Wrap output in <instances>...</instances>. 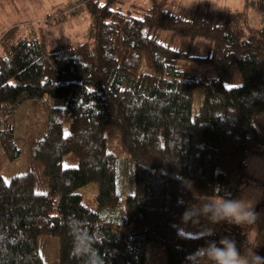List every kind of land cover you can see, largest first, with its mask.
Masks as SVG:
<instances>
[{"label":"trees","instance_id":"16d2710c","mask_svg":"<svg viewBox=\"0 0 264 264\" xmlns=\"http://www.w3.org/2000/svg\"><path fill=\"white\" fill-rule=\"evenodd\" d=\"M84 1L93 47L55 42L28 22L0 32L3 161L21 154L14 117L25 101L49 95L63 104L34 141L48 189L36 190L33 170L0 174V264H45L38 238L50 233L60 239L59 264H147L149 243L165 251V264H188L206 244L204 227L215 230L209 239L228 236L243 250L248 225L179 223L189 204L217 193L238 198L248 159L264 157V0L199 4L188 17L172 9L174 0L126 10L115 6L120 0ZM252 10L258 29L248 25ZM200 37L211 41L206 56L191 54ZM233 66L242 83L227 87L223 74ZM197 87L204 93L193 110ZM109 130L118 131L125 155L109 149ZM69 152L78 165L63 166ZM91 182L97 208L78 192ZM254 250L264 257V239Z\"/></svg>","mask_w":264,"mask_h":264},{"label":"rangeland","instance_id":"374dc122","mask_svg":"<svg viewBox=\"0 0 264 264\" xmlns=\"http://www.w3.org/2000/svg\"><path fill=\"white\" fill-rule=\"evenodd\" d=\"M208 3L213 7H220L229 3L235 8L241 7L243 0H174L172 9L188 17V13L192 8L199 4L207 5ZM118 5H122L125 10L133 6L149 8L151 0H120L115 6ZM93 21L91 8L88 2L84 0H16L12 4H3L0 7V32L16 22H28L36 29H45L55 39V42L80 41L87 42L93 47L95 39L90 34ZM248 25L252 29L261 27L260 18L255 10L249 13ZM210 50V39L200 37L196 40L191 54L206 56L210 53ZM258 58L264 71V50L258 53ZM223 81L227 87L241 84L242 76L239 68L233 66L224 73ZM203 93V87H197L194 90L193 110L198 109ZM62 105L60 99L45 95L41 98L29 99L20 106L15 114L14 124L16 141L21 149V154L18 158L9 161H3L0 157V174L8 179L15 174L33 170L36 175V190L44 192L48 189V177L44 174L41 163L35 158L33 147L34 141L45 132L49 116L55 111L53 107ZM64 129L65 132L69 131L68 118H64ZM117 132L116 130L107 132L108 147L123 156L125 155V149ZM78 162V157L72 152L66 153L62 159V164L65 167L76 166ZM246 172L248 176L245 180L248 179L249 182L245 183L238 198H250L253 201L258 219L254 224L248 225L247 237L249 240L254 238L256 245H258L264 239V157H250ZM78 192L82 194L83 202L87 206L97 208L98 185L96 182L81 187ZM186 200L190 202L188 199ZM179 226L182 230H187V224L183 220L180 221ZM38 245L45 264H59L60 239L58 234L40 235ZM147 254V264L166 263L165 251L156 244L149 243L147 245Z\"/></svg>","mask_w":264,"mask_h":264},{"label":"clouds","instance_id":"9594fccd","mask_svg":"<svg viewBox=\"0 0 264 264\" xmlns=\"http://www.w3.org/2000/svg\"><path fill=\"white\" fill-rule=\"evenodd\" d=\"M201 219L212 224L227 222L252 225L258 219V215L250 198H231L230 193L225 196L217 193L198 204H189L182 215L185 224L191 222L196 225ZM201 231L205 233L201 239H205L206 244L186 257L188 264H264V257L254 251L257 246L254 238L250 239L249 246L241 251L236 241L228 236L218 241L209 239L215 235L213 228L204 227ZM93 264H102V262L97 260Z\"/></svg>","mask_w":264,"mask_h":264}]
</instances>
